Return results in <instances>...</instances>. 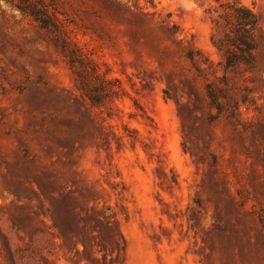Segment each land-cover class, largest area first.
<instances>
[{
  "label": "rangeland",
  "instance_id": "obj_1",
  "mask_svg": "<svg viewBox=\"0 0 264 264\" xmlns=\"http://www.w3.org/2000/svg\"><path fill=\"white\" fill-rule=\"evenodd\" d=\"M240 2L226 68L218 0H0V264H264Z\"/></svg>",
  "mask_w": 264,
  "mask_h": 264
},
{
  "label": "trees",
  "instance_id": "obj_2",
  "mask_svg": "<svg viewBox=\"0 0 264 264\" xmlns=\"http://www.w3.org/2000/svg\"><path fill=\"white\" fill-rule=\"evenodd\" d=\"M219 1L214 11L217 16L211 17L215 27L221 26L224 34L218 41L212 36L213 45L225 56L226 68L237 64H251L252 50L256 47L254 30L257 27V15L240 0Z\"/></svg>",
  "mask_w": 264,
  "mask_h": 264
}]
</instances>
